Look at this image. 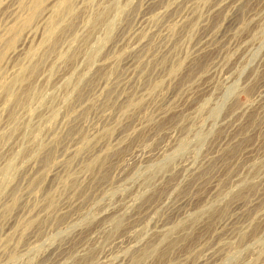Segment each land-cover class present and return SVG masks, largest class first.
<instances>
[{
	"label": "rangeland",
	"instance_id": "obj_1",
	"mask_svg": "<svg viewBox=\"0 0 264 264\" xmlns=\"http://www.w3.org/2000/svg\"><path fill=\"white\" fill-rule=\"evenodd\" d=\"M35 1L0 0V264H264V0Z\"/></svg>",
	"mask_w": 264,
	"mask_h": 264
},
{
	"label": "bare ground",
	"instance_id": "obj_2",
	"mask_svg": "<svg viewBox=\"0 0 264 264\" xmlns=\"http://www.w3.org/2000/svg\"><path fill=\"white\" fill-rule=\"evenodd\" d=\"M42 1L43 0H36L35 1L36 7H39L42 4ZM34 13H35V11L33 13H31V15L29 16V18L27 20H31L33 18V16H34Z\"/></svg>",
	"mask_w": 264,
	"mask_h": 264
}]
</instances>
